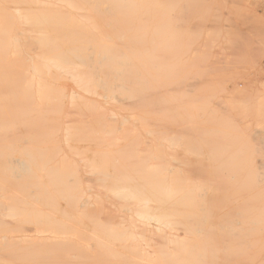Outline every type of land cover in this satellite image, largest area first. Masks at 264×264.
Returning <instances> with one entry per match:
<instances>
[{"label": "bare ground", "instance_id": "bare-ground-1", "mask_svg": "<svg viewBox=\"0 0 264 264\" xmlns=\"http://www.w3.org/2000/svg\"><path fill=\"white\" fill-rule=\"evenodd\" d=\"M143 1L10 0L12 21L0 16V220L90 251L85 264H192V231L199 244L208 230L174 129L193 122L186 86H173L185 62ZM238 217L229 236L253 218Z\"/></svg>", "mask_w": 264, "mask_h": 264}, {"label": "rangeland", "instance_id": "rangeland-1", "mask_svg": "<svg viewBox=\"0 0 264 264\" xmlns=\"http://www.w3.org/2000/svg\"><path fill=\"white\" fill-rule=\"evenodd\" d=\"M9 2L10 0H0V16L2 15L3 22L12 21L7 17L13 12L10 9L13 5ZM153 2L149 9L148 0L143 1L145 18L147 21L158 22L162 29L165 24L172 28L175 33L174 52L185 62V77L188 75L183 82L178 75L172 85L187 87L183 88L187 90L186 99L193 109L190 108V121L193 122L189 123L191 127L188 124L186 131L182 129L178 133L181 128L178 124H175L174 129L184 140L187 139L192 148L189 149L188 145V153H184L182 148L177 147L191 165H188L187 170L193 183L194 195L196 191H200V202L195 204L194 213L203 212L202 214L206 213L209 217L208 230L202 234V237L206 235L204 239L208 243L203 238L197 243L198 233L194 229L196 222L194 221L195 225L193 223L192 264H205L206 260V264H264V0ZM3 22L0 19V27ZM161 36L163 43L160 49L163 57V30ZM197 106L203 107L202 111L199 109L202 114L206 110L202 115V118H206L200 119L201 112L197 113ZM195 119L198 121L195 122ZM220 136L221 139L218 138ZM201 143L205 144V149ZM219 148H222L220 153ZM177 152L168 155L180 157L182 154ZM185 162L181 164L186 167ZM178 164L176 163L177 166ZM197 178H200L199 181ZM201 182H204L206 188H202ZM197 184L200 188L198 190ZM5 216L1 218L4 220H0V223L3 221V225H0V264H85L83 261L88 262L89 259L83 258L92 254L80 246L67 247L60 246V243L57 245L36 240L34 232L26 227V231L23 227L20 228L23 224H20L18 217L15 219ZM241 216L253 217L251 224L232 223L235 232L229 236L227 229L230 228V220L238 217L242 221L244 219ZM17 219L19 225L18 222L16 224ZM255 228L261 231L258 241L249 238V232L246 233L249 230L254 232ZM245 234L248 238H244ZM230 240L235 244L229 243ZM201 242L204 244L201 245ZM196 244L198 247L194 246ZM198 253L204 254L199 256ZM205 254L207 257H204ZM199 257L206 260H199Z\"/></svg>", "mask_w": 264, "mask_h": 264}]
</instances>
